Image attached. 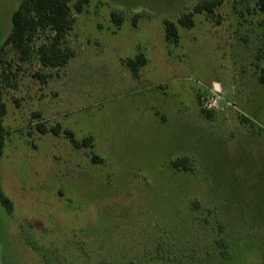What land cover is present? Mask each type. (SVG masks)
I'll list each match as a JSON object with an SVG mask.
<instances>
[{"label":"rangeland","instance_id":"rangeland-1","mask_svg":"<svg viewBox=\"0 0 264 264\" xmlns=\"http://www.w3.org/2000/svg\"><path fill=\"white\" fill-rule=\"evenodd\" d=\"M22 1L0 0V46ZM202 1L90 0L61 69L36 52L50 29L26 62L3 48L0 264H264V14L256 0L194 12Z\"/></svg>","mask_w":264,"mask_h":264},{"label":"trees","instance_id":"trees-1","mask_svg":"<svg viewBox=\"0 0 264 264\" xmlns=\"http://www.w3.org/2000/svg\"><path fill=\"white\" fill-rule=\"evenodd\" d=\"M90 0H23L12 16V29L2 46H0V54L3 48L12 46L18 53L21 62H26L31 57L32 44L36 33L41 30L50 29L52 36L50 40L40 44L37 49V55L40 64L43 67H51L54 69L65 68L69 61L74 57L75 50L67 44V36L73 30L75 18L72 14L73 9L78 13H82ZM225 0H203L198 3L194 12L213 14L215 9L222 5ZM260 11L264 14V0H256ZM73 3V8L71 4ZM112 18L115 23L121 25L123 19L118 13L113 12ZM179 24L187 28L194 26L193 13L183 14L178 19ZM166 38L168 41L177 43L179 40V28L177 24L170 20H164ZM1 56V55H0ZM127 64L131 67L134 76L139 75V69L146 65V58L139 53L134 59H129ZM260 82L264 84V70L261 72ZM203 114L210 116L211 113L202 110ZM5 115L4 105L0 106V155L3 153L5 146L6 131L3 125V117ZM41 132H46L42 125L38 126ZM61 126L52 129L56 135L61 133ZM65 135L71 140L76 148L82 146H90L92 137H87L81 142L77 141L74 134L64 131ZM176 168H184L190 170L188 157H181L173 161ZM0 202L9 213L14 211L12 201L0 192ZM222 249L226 248L224 239L220 241ZM141 262V261H140ZM193 261L185 262L182 259H165L162 264H190Z\"/></svg>","mask_w":264,"mask_h":264}]
</instances>
